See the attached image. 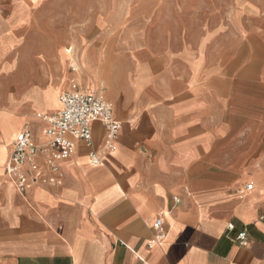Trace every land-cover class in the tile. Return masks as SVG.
<instances>
[{"label":"crops","instance_id":"obj_1","mask_svg":"<svg viewBox=\"0 0 264 264\" xmlns=\"http://www.w3.org/2000/svg\"><path fill=\"white\" fill-rule=\"evenodd\" d=\"M110 9L0 0V264H264V12L238 5L192 39L141 17L117 27ZM71 45L114 106L118 140L105 151L94 122L93 145L78 141L57 169L46 148L44 182L22 194L6 164L25 124L47 147L36 115L61 108L46 91L70 89Z\"/></svg>","mask_w":264,"mask_h":264},{"label":"built area","instance_id":"obj_2","mask_svg":"<svg viewBox=\"0 0 264 264\" xmlns=\"http://www.w3.org/2000/svg\"><path fill=\"white\" fill-rule=\"evenodd\" d=\"M60 101L62 107L59 110L38 116L46 123L47 147H39L34 142L32 131L27 126L16 137L6 164V171L22 194L30 188L31 184L44 182L42 175L39 174L38 154L46 148L49 149L50 156L47 164L57 169L61 161L74 155L78 141L84 140L90 146L93 145L92 124L94 122H100L105 127L104 150L111 152L116 146L121 124L115 115L113 104L105 99L101 91L82 89L75 85L74 88L63 92ZM90 156L94 165L101 163L100 157L94 150ZM27 165L35 173L32 178L25 170ZM252 189L253 184H247L241 191V195ZM154 228L157 231V237L152 243L160 242L166 235L164 220L161 217L156 220ZM238 238L242 245L248 244L246 232L240 233ZM152 243L149 245L151 246Z\"/></svg>","mask_w":264,"mask_h":264},{"label":"rangeland","instance_id":"obj_3","mask_svg":"<svg viewBox=\"0 0 264 264\" xmlns=\"http://www.w3.org/2000/svg\"><path fill=\"white\" fill-rule=\"evenodd\" d=\"M87 1L84 0L85 3ZM103 1L105 3L106 1L110 2L109 18L115 21L114 24L117 27L124 23L130 24L136 18L141 17L143 19H153L154 22L159 20V23L162 22L164 25L172 22L176 29L184 27L187 31L186 34L190 35L192 39H198L206 28L212 27L213 29L221 24L226 25L238 5L252 4L260 13L264 12V0H95L96 6ZM176 34L179 33L176 32ZM68 49H71L70 53ZM76 51L77 49L73 45L61 51L62 60L69 58L70 61L69 71L72 74L70 89L77 85L82 89L99 90L88 85L89 76L82 74L78 62L79 58L75 57L77 55ZM74 57L76 60H74ZM60 94V89L49 87L46 91V99L48 101L49 96L59 98Z\"/></svg>","mask_w":264,"mask_h":264},{"label":"bare ground","instance_id":"obj_4","mask_svg":"<svg viewBox=\"0 0 264 264\" xmlns=\"http://www.w3.org/2000/svg\"><path fill=\"white\" fill-rule=\"evenodd\" d=\"M68 52L70 53V52H71V49H68ZM61 107H62V104H61ZM40 115H43V114H42V113H39V114L36 115V117L38 118V116H40ZM25 125H26V124H25ZM25 125L23 126V128L25 127ZM27 127H29V126H27ZM23 128H22V129H23ZM22 129H21V130H22ZM43 134H44V132H43ZM9 149H10V148H9Z\"/></svg>","mask_w":264,"mask_h":264}]
</instances>
